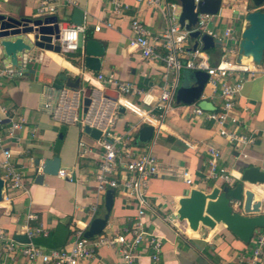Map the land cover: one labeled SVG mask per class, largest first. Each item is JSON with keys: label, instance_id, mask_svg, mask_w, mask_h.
<instances>
[{"label": "crops", "instance_id": "crops-1", "mask_svg": "<svg viewBox=\"0 0 264 264\" xmlns=\"http://www.w3.org/2000/svg\"><path fill=\"white\" fill-rule=\"evenodd\" d=\"M75 5L63 4L58 7L56 15L65 26L73 23V12L76 7L84 10L87 25L85 33L80 35L79 48L74 52H56L44 50L40 67L36 73L17 74L12 78L5 77L0 85V101L14 108V119H22V127L10 134L11 122L0 111V136L4 147L11 148L12 159L23 169L26 190L7 188L12 196L10 202L0 201V227L14 238L16 234H26L24 225L28 223V214L34 212L36 219L30 223L44 227L48 234H39L33 241L46 249L62 248L75 238V229L89 227L93 218L106 213V191L97 188L96 172L98 170L101 146L96 138L85 132L79 121L67 122L54 117L55 92L49 85L60 73L72 79L81 76L78 88H86L100 83L99 74L115 76L119 80L131 81L137 87L160 92L164 83V63L160 59L147 60L137 48L129 44L132 16L139 17L148 28L156 33L166 25L164 10L166 2L179 0H161L159 7L141 4L138 0H123L128 9L113 12V0H75ZM39 0H0V13L16 17H34ZM250 0H222L220 10L206 19L208 28L222 31L233 26L240 34L247 26L246 15L255 9ZM106 21L111 26L105 25ZM102 24L100 30L95 26ZM95 41L91 51L100 53L99 69L85 65L87 56L85 45ZM194 40L190 39L187 47L192 49ZM164 52V49H161ZM209 61H218L221 49L214 47L206 50ZM0 56H3L0 54ZM11 65L9 58H0V68ZM191 70L182 69L178 87L188 84ZM178 89V88H177ZM95 94L99 90L95 88ZM130 97L140 101L139 95ZM49 103L50 107L45 104ZM194 103V102H193ZM205 110L218 108L222 103L219 88L214 90L206 85L203 94L195 101ZM237 113L242 120V131L258 134L255 143L247 146H236L218 133V124L205 115L196 114L186 103H177L169 110L157 136L153 134L147 142L138 138L139 129L144 124L140 118L126 110L120 112L114 132L131 131L136 143L142 149L152 150L159 161L160 174L151 180L148 187L149 205L144 215L147 232H155L162 245L159 259L152 258L153 249L145 247L142 242L141 257L135 264H264V249L255 256V236L245 243L235 236L225 225L207 229L205 236L201 231L195 232L177 219L173 226L160 217L172 214L179 208L180 197L189 194L194 187L209 189L222 181L206 180L209 170V155L205 146L218 148L221 157L219 165L231 171L235 177L232 185L241 178L243 166H260L264 169V74L247 81L238 99ZM154 133V130H153ZM83 141L87 148L85 155L79 154V143ZM1 148V147H0ZM59 157L60 169H65L70 177L58 174H45L42 182L36 181V160L40 164L52 157ZM3 153L0 149V164ZM188 170L193 183H188L182 171ZM39 172H42L40 167ZM3 171L0 167V176ZM256 188L254 185H246ZM256 196L264 197V188H256ZM97 204V211L92 206ZM137 219V210L132 201L115 190L114 204L105 231H120L131 226ZM185 225V226H184ZM264 231V228H259ZM257 229L256 231H258ZM17 239V238H16ZM18 240V239H17ZM20 242H26L21 241ZM7 264H46L42 260H29L21 253L8 258ZM82 264H126L119 252L105 246L98 249L96 255Z\"/></svg>", "mask_w": 264, "mask_h": 264}, {"label": "built area", "instance_id": "built-area-1", "mask_svg": "<svg viewBox=\"0 0 264 264\" xmlns=\"http://www.w3.org/2000/svg\"><path fill=\"white\" fill-rule=\"evenodd\" d=\"M141 4L154 7L161 5V0H138ZM113 12L128 9V4L123 0H113ZM75 5V0H39L36 16L44 17L56 15L60 5ZM181 5L176 2H166L164 15L166 18L165 27L159 32H152L148 26L137 16L131 19V35L129 44L137 48L142 57L147 60L160 59L164 63V83L160 92L155 94L152 90L137 87L131 81L119 80L113 75L108 77L99 74L100 83L92 85L91 104L88 111L81 119L82 126L89 124L102 131L98 143L101 146L99 152L98 170L96 172L97 188L100 191H107L109 188L118 190L129 201H132L137 210V219L131 226H126L120 231L101 233L88 238L85 236V228L75 229V238L70 244L62 248L46 249L36 244L33 238L39 234H48L42 226H34L30 222L36 219V214H28V223L24 225V232L28 241L20 242L9 235L4 228L0 227V264H7L8 258H14L21 253L29 260H42L46 264H82L84 260L94 257L98 249L108 246L116 249L126 264H135L144 252L143 247L153 249L152 258L159 259L161 250V239L155 232H147L144 224V215L149 205L148 187L151 180L160 174L159 161L152 150L142 149L136 143V137L131 131L125 133L114 132L116 120L120 115V107L136 114L142 124L153 127L155 136L162 129L169 110L176 105V91L182 69L206 70L208 80L206 85L214 90L219 88V95L222 103L218 108L205 110L195 102L188 104L193 111L199 115H205L218 124V133L236 146H247L255 143L258 134H248L241 128L242 120L237 113L238 99L241 95L244 84L264 74V58L261 63H257L251 56L242 55L240 51L241 34L233 26L225 27L222 31L212 30L206 27V19L210 15L201 16L199 28H203L214 38L220 41L221 54L215 63L209 61V54L202 48L190 50L189 30L183 28L178 17ZM105 25L111 26L110 21ZM102 24L95 26L100 30ZM87 25L70 23L61 25L59 38L56 40L61 46V52H74L79 48L80 35L85 33ZM164 49V52L161 51ZM4 50L0 44V54ZM3 56H0L2 58ZM23 73L12 65L0 68V85L3 78H12ZM95 88L99 90V95L95 94ZM112 89L118 93L116 98L108 97L106 89ZM85 88L64 87L61 89L57 103L54 107L53 115L56 119L67 122L79 121L78 111L83 106V96ZM137 93L140 101H134L130 95ZM50 107L49 103L45 104ZM0 111L11 122L8 131L13 134L15 130L22 127V119H14L11 113L14 108H10L0 101ZM0 149L3 153V160L0 164L3 171L5 186L3 189V201L10 202L12 196L7 192V188L15 190H26L23 169L12 159L11 148L4 147L0 136ZM204 150L209 155V170L205 174L206 180L222 181V183L232 184L235 177L231 171L219 165L221 151L218 148L205 146ZM87 148L85 143H79V154L85 155ZM59 174L63 177H70L65 169H60ZM183 178L190 184L193 183L187 169L182 171ZM92 211L96 213L97 204L92 206ZM166 221L173 226H178L176 220L179 219L177 211L172 214L162 215ZM185 221L186 220H181ZM188 224V222H187ZM189 226V225H188ZM190 228V227H189ZM255 256L261 254L264 249V231L259 229L255 232ZM147 242L143 246L142 242Z\"/></svg>", "mask_w": 264, "mask_h": 264}, {"label": "water", "instance_id": "water-1", "mask_svg": "<svg viewBox=\"0 0 264 264\" xmlns=\"http://www.w3.org/2000/svg\"><path fill=\"white\" fill-rule=\"evenodd\" d=\"M181 5L178 21L189 30L190 39L194 40L192 49L202 48L209 50L220 46V41L214 38L203 28H199L201 16L215 15L219 12L222 0H179ZM251 6L247 15V26L241 35L240 51L242 55L251 56L257 63L264 58V0H250ZM74 23L82 24L85 20L84 10L76 7L73 12ZM206 27L208 24L206 23ZM61 21L57 15L44 17H16L0 13V44L3 47V58L7 57L12 66L22 69L25 73H36L40 67L41 55L44 50L61 52V46L56 40L59 38ZM95 41H88L85 45L87 56L85 65L91 69H99L100 53H93L91 46ZM208 73L206 70H194L189 75L188 84L178 87L176 91L177 103L190 104L203 94ZM81 76L72 79L65 73L58 74L49 85L55 92L53 107H55L60 91L64 87L78 88ZM92 87L86 88L83 96V113L88 111L92 98ZM108 97L116 98L118 93L110 88L106 89ZM120 112L126 109L120 107ZM84 130L93 138H100L102 131L89 124ZM153 136V127L145 124L139 129L138 138L147 142ZM42 172H39V169ZM61 167L60 158L55 156L45 159L42 164L36 160V181L42 182L45 174H58ZM264 188V169L260 166H243L241 178L235 184H218L208 189L194 187L189 194L180 197L177 213L180 220H186L191 230L205 236L207 229L216 228L219 224L225 225L235 236L245 243H249L256 230L264 228V197L257 198L256 188ZM5 182L0 176V201L3 199ZM115 190L106 191L104 216L95 217L85 230V236L91 238L101 233L107 226L114 204ZM21 241H28L26 234H16Z\"/></svg>", "mask_w": 264, "mask_h": 264}, {"label": "rangeland", "instance_id": "rangeland-1", "mask_svg": "<svg viewBox=\"0 0 264 264\" xmlns=\"http://www.w3.org/2000/svg\"><path fill=\"white\" fill-rule=\"evenodd\" d=\"M80 116H81V118H80V119H82V117H83V114H81V113H80Z\"/></svg>", "mask_w": 264, "mask_h": 264}, {"label": "bare ground", "instance_id": "bare-ground-1", "mask_svg": "<svg viewBox=\"0 0 264 264\" xmlns=\"http://www.w3.org/2000/svg\"><path fill=\"white\" fill-rule=\"evenodd\" d=\"M185 225L188 226L187 222L185 223ZM185 225H184V226H185Z\"/></svg>", "mask_w": 264, "mask_h": 264}]
</instances>
